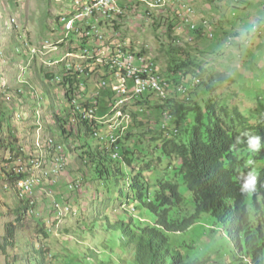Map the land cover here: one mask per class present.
Here are the masks:
<instances>
[{"label":"trees","instance_id":"16d2710c","mask_svg":"<svg viewBox=\"0 0 264 264\" xmlns=\"http://www.w3.org/2000/svg\"><path fill=\"white\" fill-rule=\"evenodd\" d=\"M173 29L171 25L169 37L175 40ZM195 35L205 36L203 30ZM172 50L176 56L169 61L165 78L174 89L202 78L203 66L184 50ZM40 74L51 82L56 72L42 67ZM30 81L22 84L27 90ZM218 81L227 83L232 78L221 75ZM68 82L57 84L67 99ZM205 84L206 92L216 91L217 87ZM15 90L22 99L23 91ZM158 102L147 104L171 120L155 132L133 130L117 160L101 148V142L95 140L92 147L91 124H74L73 112L69 124L78 126V138L83 132L87 135L82 146L75 147L70 140L76 134L74 127L67 132V123L55 116L57 126L50 130L66 138L64 144L52 135L51 139L64 147V154L80 153L96 192L104 194L100 192V205L92 217L80 214L74 228L65 231L84 242L87 254L70 252L64 259L44 243L51 232L37 217L31 195L20 196L17 184L26 175L17 173L20 166L15 163L26 155L13 133L12 111L0 106V148L12 156L7 166H0V215L7 219L0 234V253L5 264H228L200 255V249L184 239L199 225L219 230L233 244L239 256L229 264H264V123L250 122L239 108L221 105L213 96L199 101L194 92ZM148 134L152 137L146 148ZM48 151L51 158L53 149ZM156 163L164 166L162 171ZM13 164L17 167L10 168ZM10 192L18 200L15 207L3 201Z\"/></svg>","mask_w":264,"mask_h":264},{"label":"rangeland","instance_id":"374dc122","mask_svg":"<svg viewBox=\"0 0 264 264\" xmlns=\"http://www.w3.org/2000/svg\"><path fill=\"white\" fill-rule=\"evenodd\" d=\"M74 1L0 0V106L12 111L13 133L26 155L21 156L15 164L20 167L23 165L25 170L29 168L32 160L38 159L42 162L43 170L51 171L56 158L61 157L57 155L53 160V155L50 158L51 153L47 146L51 135L61 144H64L66 138L60 132L50 130L57 126L55 116L61 122L67 123V132L71 131L69 121L73 117V109L69 99L66 100L62 88L57 87L58 83L50 82L45 75H39V71L43 67L45 70L55 71L54 76L63 78L65 69L71 66L70 60L76 61L71 57L65 59L64 66L53 65V62L65 58V55L75 50L79 44V40L73 37L61 46L58 45L65 36L60 37L59 20L56 18L68 14ZM120 2L123 14L110 25L104 26L103 34L107 44H125L127 50L142 56L140 58L148 57L158 66L159 69H156L164 80L168 74V63L176 56L172 49L184 50L194 63L203 66L205 70L201 86L193 91L199 101H208L210 96H213L221 105L226 104L233 110L239 108L250 122L260 120L264 123V0H166L165 5L158 3V0ZM184 6L193 7L199 20H210L207 21L213 24L210 23V27L214 26V39L206 35L200 39L194 31L182 24L181 14L183 16L187 8L184 9ZM171 25L174 26L172 36L175 40L169 37ZM48 45L53 47L46 48L45 51ZM131 45L137 51H134ZM56 47L57 50L54 49ZM32 49L38 51L34 58L29 54ZM141 51L146 55H142ZM148 58L147 62L152 64ZM100 72L102 75L106 73L105 70ZM101 73L96 75L102 80L100 85L104 81L100 78ZM221 75L232 78V81L220 83L218 77ZM28 79L32 82L30 81L31 87L27 90L22 84ZM95 82H98V79ZM205 83L217 87L216 91L206 92ZM16 87L23 91L22 99L17 98ZM8 89L11 92H8ZM155 101L154 105L158 100ZM166 122L168 123V120L165 116L149 107L142 117L143 125L139 127L138 133L149 130L155 132ZM151 137L150 134L145 136L146 148V142ZM42 139L48 141L44 143ZM83 139L85 138L81 136L78 138L77 134L70 136L75 147H81ZM90 140L94 148V140ZM54 147L57 151L55 154L62 152L65 157L66 169L58 175L59 177L51 175V178L44 180L30 198H33L35 203L37 217L44 220L51 232V238L44 240V243L49 245L54 253L61 255V259L70 252L83 256L87 254L84 242L77 240L75 236L67 235L65 231L74 228L80 214L92 217V212L100 205L98 197L101 196V190L96 192L97 185L92 182L89 171L79 156L80 153L74 156V153L66 151L64 154L63 146L55 144ZM59 147H62V150H59ZM149 153L151 157L152 149ZM150 157L149 159L153 160L154 157ZM11 159V152L0 148V166H7L6 163ZM159 164H155L156 169L162 171L164 166ZM9 167L17 166L13 164ZM39 173L40 170L37 171V174ZM1 184L3 182H0ZM101 194L104 195L102 192ZM15 198V194L10 192L3 201L15 207L18 204ZM55 200L59 202L61 209L63 208L61 220L57 219L58 215H54ZM6 221L7 219L0 215V234L4 231ZM184 239L189 243L193 242L200 249V255L215 261H225L229 264L239 256L233 244L222 237L219 230L207 225L196 226ZM87 242L90 243L88 240ZM196 253L198 254V251ZM0 264H5L1 253Z\"/></svg>","mask_w":264,"mask_h":264},{"label":"bare ground","instance_id":"6f19581e","mask_svg":"<svg viewBox=\"0 0 264 264\" xmlns=\"http://www.w3.org/2000/svg\"><path fill=\"white\" fill-rule=\"evenodd\" d=\"M120 3L121 2L119 1L118 12L111 13L110 15H106V10H105L107 9L106 0H75L74 1V4L72 5V8H70L69 13L66 15H62L58 24L59 26H65V24L71 23L75 20L76 26H69V34L65 35V37L60 42H58V45L61 46L62 43L66 42L67 40L73 37L79 40L78 41L79 44L76 46L75 50L65 55V58L61 60H56L57 62H53V65L56 64L63 65V63H66L65 59L71 57H74L76 61L70 60L71 66L67 65L69 67L65 69L63 78L53 76L52 79V82L54 81L60 84L65 81H69L67 83V88L68 89L73 88L72 91H68L70 96L68 98L69 102L74 107L73 112L75 117L73 119V123L77 124V123L86 122L91 124L94 130L93 135L96 138L100 140H105L107 142L110 141L113 144H115L118 141L117 136L114 134V130L116 129L117 126H119L120 123L119 120L125 116V112L127 111V108L129 106L137 104V102L139 101H142V98L146 95L137 96V93H129L128 97L120 101H118V96H111V103H116V104L111 105L109 107H106V105L96 106L95 104H91V103L92 101L97 100V92L86 93L84 91V81L82 79V75L75 74L74 70H76V73H86V76H96L98 73H101L100 72V70H102L101 68H105L106 73H104L103 75L101 73L100 78H103L104 79L103 82H106L108 79L112 77V74L130 73V66H126V64H120V58L118 57L101 56L96 58L105 50L120 51L122 55H129L133 59H141L140 57L142 56L136 55L130 50H127L125 44L117 45L115 44L116 42L114 44L113 43L107 44V42L104 39V34H103L104 26L110 25L112 21L116 20V18H119L123 14V10L121 8L122 5H120ZM158 3H161L160 0H158ZM86 7L88 9H86ZM185 10H186L185 13L186 24L193 31L197 30V23L194 20V16H195L194 13L196 11L191 7H187ZM209 24L210 23L207 20H204L200 24H198V29H205V27H208ZM87 26H89V29L77 28V27H87ZM95 39L96 42H91L90 44L87 45V41H94ZM51 47L53 46L51 45L46 46L45 51L46 48H51ZM54 49L57 50V47ZM37 52H38L37 50L35 52L32 49L29 51V54L34 58L35 55H38ZM136 56H139V58ZM146 64L150 69V79L156 83V88L161 93L156 96L162 99H167L171 97V95L175 96L179 94H184L187 96L193 89H195L200 84L199 80H194V82L190 86L182 85L174 89L169 84L168 80L166 79L164 80L162 78L159 70L156 69V66L153 63L149 64L146 59ZM97 79L98 82H95V80H93V88L102 89V85L99 84L101 79L99 78ZM68 99L66 98V100ZM79 105H81V107ZM83 109H85V111ZM86 112H92V116L89 118V114H86ZM103 127L106 129H104ZM106 132L107 135L105 136L104 133ZM50 141H48L47 143H48V147H50V149H53V155H54L53 160L57 155H61V157L58 156L54 161L55 163L51 171L43 170L42 162H40L38 159L32 160L27 170L17 171V173H22V175H26V173L27 174L35 173V177L38 180V183H36V187L38 185H42L43 181L46 180L47 178H51V175L58 176L61 172L63 173L67 166V162H65L66 159L65 160L62 159L63 156L62 152H58V154H55L57 152L56 147H54L55 143L52 139ZM59 150H62V147H59ZM38 170H40L39 174H37ZM17 186L20 189L21 197H23L24 195L27 196L32 194V193H28L29 185H26V177L19 180ZM72 188L70 187V189ZM59 206L61 207L60 204ZM55 211H56L55 214L58 215L57 219L61 220L63 217L62 209L55 208Z\"/></svg>","mask_w":264,"mask_h":264},{"label":"built area","instance_id":"2783aa9c","mask_svg":"<svg viewBox=\"0 0 264 264\" xmlns=\"http://www.w3.org/2000/svg\"><path fill=\"white\" fill-rule=\"evenodd\" d=\"M106 2H107V9H105L106 15H110L111 13L118 12L119 0H106ZM160 2L163 5L166 4V1L164 0H160ZM86 9L88 8L86 7ZM184 13H186V10ZM181 17L183 22H185L186 24L185 14L183 16L181 15ZM196 23L198 30V22L196 21ZM69 26H76L75 20L71 23L65 24V26H59L58 31L61 32L60 37H62V35L65 36L69 34ZM77 28L89 29V26L77 27ZM203 31L210 38L214 37L213 29H211L210 26L203 29ZM91 42H96V39L94 41H87V45L90 44ZM34 51L36 52V50ZM101 56L120 58V64H126V66H130V73L112 74V77L109 80H107L106 82H102V89H95L93 88V80H97L96 76H86V73H76V70H74L75 74L82 75V79L84 81V91L86 93L97 92V100L92 101L91 104H95L96 106L106 105V107H109L111 105L116 104V103H111V96H118V101H120L128 97L129 93H137V96L161 94L160 91H158V89L156 88V83L150 79V69L146 64V58L133 59L129 55H122L120 51H106V50L96 58ZM102 70L104 71L105 68ZM72 90L73 88H69L68 91H72ZM79 106L81 107V105ZM83 110L85 111V109ZM86 114H89V118L92 116V112H86ZM115 157H117V154L115 155ZM62 159H64L63 156ZM18 169L25 171V167L23 165ZM36 183H38V180L35 177V173L34 174L26 173V185H29L28 193H33V194L36 193ZM55 208H61L59 207V202L57 200H55L54 213H55Z\"/></svg>","mask_w":264,"mask_h":264},{"label":"clouds","instance_id":"9594fccd","mask_svg":"<svg viewBox=\"0 0 264 264\" xmlns=\"http://www.w3.org/2000/svg\"><path fill=\"white\" fill-rule=\"evenodd\" d=\"M212 2H217L218 0H210ZM185 7H191V6H184L183 8ZM193 8V7H192ZM194 9V8H193ZM185 12V10H184ZM197 13V12H196ZM182 15V14H181ZM204 20H208V19H198V13L196 15V21L198 22V24H200L202 21ZM210 21V20H208ZM183 22V20H182ZM211 23V22H210ZM185 27L188 26L187 24H185V22L182 23ZM212 24V23H211ZM213 25V24H212ZM189 27V26H188ZM214 27V26H213ZM189 29L191 31H193L190 27ZM198 30H203V29H198ZM197 31V30H195ZM194 31V32H195ZM204 35H206L208 38H210L204 31H203ZM215 38V35L213 38H210V39H214ZM132 49L134 51H137L135 49V47L133 45H131ZM142 53V51H141ZM142 55H146L143 51ZM154 63V62H153ZM156 65V64H155ZM156 67L158 68V66L156 65ZM159 69V68H158ZM160 72V71H159ZM162 76V75H161ZM163 77V76H162ZM165 78V77H164ZM166 79V78H165ZM167 80V79H166ZM195 80H199L200 81V84L196 87H200L201 86V79H196ZM173 87V86H172ZM195 88V89H196ZM193 89L190 93H193V91L195 90ZM189 93V94H190ZM176 96V95H175ZM175 96H172L169 97V98H172V97H175ZM155 99L157 100H160V101H164V100H167V99H162L160 97H157L156 95H146L142 98V101H139L137 102V104H134L132 106H129L127 108V111L125 112V116L123 118H121L119 120V126L116 127V129L114 130V134L117 136L118 138V141L113 144L112 142H107L105 140H100L98 138H96L94 135L91 136V138L95 141H99L101 142V145H102V149H106L111 157L114 159V160H117V159H121V154L124 150V145H123V142H125V139L128 137L129 133L133 132L134 131H138V127H142L141 126V123H142V117L144 116L145 114V111L147 110V108H149V105L147 104V102L149 100H151L153 103L155 101ZM166 119L169 121L171 120L167 115H165ZM166 123H163L162 126L164 127ZM73 125H71L72 127ZM74 129L76 130L75 133L78 134L79 131H78V126H73ZM138 128V129H137ZM94 133V132H93ZM105 136L107 135V132L104 133ZM81 137H84V138H87V135L85 134V132H83V134L80 135ZM45 139H42V141H44ZM117 154V157H115V155Z\"/></svg>","mask_w":264,"mask_h":264},{"label":"crops","instance_id":"0c3cea01","mask_svg":"<svg viewBox=\"0 0 264 264\" xmlns=\"http://www.w3.org/2000/svg\"><path fill=\"white\" fill-rule=\"evenodd\" d=\"M120 1V0H119Z\"/></svg>","mask_w":264,"mask_h":264}]
</instances>
